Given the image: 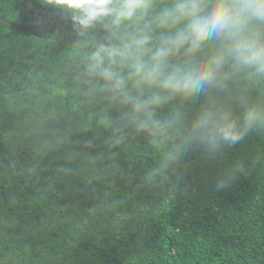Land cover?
<instances>
[{
    "label": "clouds",
    "instance_id": "obj_1",
    "mask_svg": "<svg viewBox=\"0 0 264 264\" xmlns=\"http://www.w3.org/2000/svg\"><path fill=\"white\" fill-rule=\"evenodd\" d=\"M38 6L39 37L0 74V264L60 258L27 241L46 224H22L26 205L69 226V249L137 232L135 264L195 164L218 166L215 193L250 177L264 192V0H25Z\"/></svg>",
    "mask_w": 264,
    "mask_h": 264
},
{
    "label": "trees",
    "instance_id": "obj_2",
    "mask_svg": "<svg viewBox=\"0 0 264 264\" xmlns=\"http://www.w3.org/2000/svg\"><path fill=\"white\" fill-rule=\"evenodd\" d=\"M45 11L39 6L28 10L25 0H0V74L13 58L24 55L28 37H39L31 19ZM7 121L8 117H3L0 126ZM240 150L237 146L232 154ZM261 150L255 141L244 148L248 153ZM216 171L218 166L195 164L189 192L167 211L156 206L145 222L149 229L143 237L144 247L151 250L135 256V264H264V229L255 227L257 216L264 219V192L256 191L254 177H250L232 189L215 193L211 178ZM0 196L6 197L2 189ZM16 214L22 224L45 222L46 226L35 236L29 235L27 241L33 247L60 253L52 264H129L126 259L137 247L138 233L130 232L127 238L107 235L99 245L94 238L84 237L69 249V239H74L69 226L54 222L50 207L26 205Z\"/></svg>",
    "mask_w": 264,
    "mask_h": 264
},
{
    "label": "water",
    "instance_id": "obj_3",
    "mask_svg": "<svg viewBox=\"0 0 264 264\" xmlns=\"http://www.w3.org/2000/svg\"><path fill=\"white\" fill-rule=\"evenodd\" d=\"M0 19H2V18L0 17Z\"/></svg>",
    "mask_w": 264,
    "mask_h": 264
}]
</instances>
